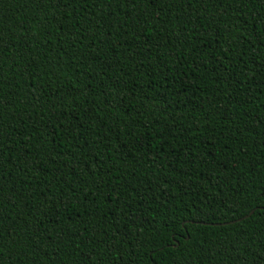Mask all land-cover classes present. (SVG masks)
Here are the masks:
<instances>
[{"label":"trees","instance_id":"16d2710c","mask_svg":"<svg viewBox=\"0 0 264 264\" xmlns=\"http://www.w3.org/2000/svg\"><path fill=\"white\" fill-rule=\"evenodd\" d=\"M0 264H264V0H0Z\"/></svg>","mask_w":264,"mask_h":264},{"label":"water","instance_id":"95a60500","mask_svg":"<svg viewBox=\"0 0 264 264\" xmlns=\"http://www.w3.org/2000/svg\"><path fill=\"white\" fill-rule=\"evenodd\" d=\"M254 213V211H252L249 215H247L245 218H248L249 216H251ZM242 219H240L239 221H241ZM226 224H230V223H225V224H216L218 226L220 225H226Z\"/></svg>","mask_w":264,"mask_h":264}]
</instances>
